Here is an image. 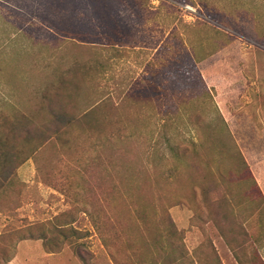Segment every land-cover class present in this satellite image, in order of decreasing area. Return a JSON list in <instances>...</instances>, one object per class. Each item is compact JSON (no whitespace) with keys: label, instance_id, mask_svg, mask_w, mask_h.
<instances>
[{"label":"rangeland","instance_id":"obj_1","mask_svg":"<svg viewBox=\"0 0 264 264\" xmlns=\"http://www.w3.org/2000/svg\"><path fill=\"white\" fill-rule=\"evenodd\" d=\"M0 137V264H264V0H0Z\"/></svg>","mask_w":264,"mask_h":264},{"label":"trees","instance_id":"obj_2","mask_svg":"<svg viewBox=\"0 0 264 264\" xmlns=\"http://www.w3.org/2000/svg\"><path fill=\"white\" fill-rule=\"evenodd\" d=\"M31 130L35 132V135H32ZM45 133H46V130H44L43 128H39V127L35 128V126H33L32 123H27L25 125L24 131H23L24 135L22 136L21 139H22V141L33 144V148L30 151V155L35 153L38 149H40L49 140V138L47 136H45ZM0 141H3L2 137H0ZM0 143H2V142H0ZM10 172H7V174L9 175ZM6 179L8 181V177ZM169 229H170L173 237H176V238H179V240H182L183 232L177 229L176 225L174 224V222L172 220H169ZM177 249H179L181 251L180 259H177V261H176L177 263H179V260L181 261L183 258H186L187 254L185 253L182 244L177 246ZM236 257L239 260V262L241 264H243L242 259L239 258V256H237V254H236ZM190 264H194V261L190 260Z\"/></svg>","mask_w":264,"mask_h":264},{"label":"crops","instance_id":"obj_3","mask_svg":"<svg viewBox=\"0 0 264 264\" xmlns=\"http://www.w3.org/2000/svg\"><path fill=\"white\" fill-rule=\"evenodd\" d=\"M230 116V115H229ZM227 122H228V124H229V128H230V118L228 117V119H227Z\"/></svg>","mask_w":264,"mask_h":264}]
</instances>
